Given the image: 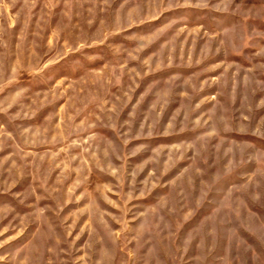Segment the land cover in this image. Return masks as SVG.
I'll return each instance as SVG.
<instances>
[{
	"label": "rangeland",
	"instance_id": "obj_1",
	"mask_svg": "<svg viewBox=\"0 0 264 264\" xmlns=\"http://www.w3.org/2000/svg\"><path fill=\"white\" fill-rule=\"evenodd\" d=\"M0 264H264V0H0Z\"/></svg>",
	"mask_w": 264,
	"mask_h": 264
}]
</instances>
